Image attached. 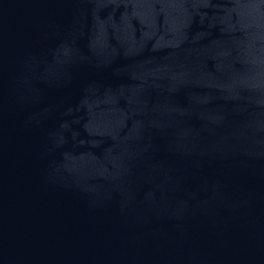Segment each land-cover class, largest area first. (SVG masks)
<instances>
[{
  "label": "water",
  "instance_id": "obj_1",
  "mask_svg": "<svg viewBox=\"0 0 264 264\" xmlns=\"http://www.w3.org/2000/svg\"><path fill=\"white\" fill-rule=\"evenodd\" d=\"M0 264H264V0H0Z\"/></svg>",
  "mask_w": 264,
  "mask_h": 264
}]
</instances>
